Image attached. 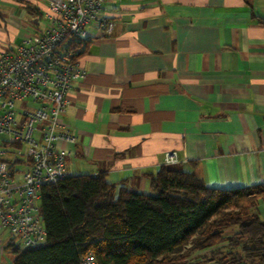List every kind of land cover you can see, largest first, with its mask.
<instances>
[{
    "label": "crops",
    "instance_id": "crops-1",
    "mask_svg": "<svg viewBox=\"0 0 264 264\" xmlns=\"http://www.w3.org/2000/svg\"><path fill=\"white\" fill-rule=\"evenodd\" d=\"M48 2L0 0V52L35 33ZM107 8L114 31L87 27L77 57L85 73L60 118L77 138L61 143L67 174L103 173L140 193L153 192L164 165L213 188L264 184V0H108ZM172 150L179 161L166 164ZM258 210L264 219V199Z\"/></svg>",
    "mask_w": 264,
    "mask_h": 264
},
{
    "label": "trees",
    "instance_id": "trees-1",
    "mask_svg": "<svg viewBox=\"0 0 264 264\" xmlns=\"http://www.w3.org/2000/svg\"><path fill=\"white\" fill-rule=\"evenodd\" d=\"M70 44L78 57L83 40ZM152 193L119 189L105 175H67L41 189L47 240L20 248L13 264H264V184L213 188L193 172L167 165Z\"/></svg>",
    "mask_w": 264,
    "mask_h": 264
},
{
    "label": "built area",
    "instance_id": "built-area-1",
    "mask_svg": "<svg viewBox=\"0 0 264 264\" xmlns=\"http://www.w3.org/2000/svg\"><path fill=\"white\" fill-rule=\"evenodd\" d=\"M108 0H49L45 21L33 35L0 52V233L20 248L47 240L41 189L66 177V157L76 135L61 121L68 93L85 69L70 44L87 27L111 36ZM179 161L175 150L165 163ZM80 264H98L93 254Z\"/></svg>",
    "mask_w": 264,
    "mask_h": 264
},
{
    "label": "rangeland",
    "instance_id": "rangeland-1",
    "mask_svg": "<svg viewBox=\"0 0 264 264\" xmlns=\"http://www.w3.org/2000/svg\"><path fill=\"white\" fill-rule=\"evenodd\" d=\"M0 235H3L2 237H6V239L8 238L6 236V234H1ZM2 264H13V258H12V255L9 253V252H5L3 257H2V261H1ZM203 264H210V263H203Z\"/></svg>",
    "mask_w": 264,
    "mask_h": 264
}]
</instances>
